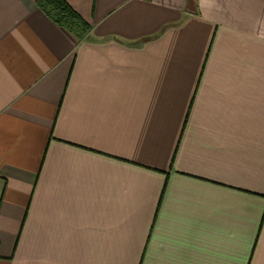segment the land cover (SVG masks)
Returning <instances> with one entry per match:
<instances>
[{"label":"crops","instance_id":"crops-1","mask_svg":"<svg viewBox=\"0 0 264 264\" xmlns=\"http://www.w3.org/2000/svg\"><path fill=\"white\" fill-rule=\"evenodd\" d=\"M0 0V264H264V0Z\"/></svg>","mask_w":264,"mask_h":264},{"label":"trees","instance_id":"trees-1","mask_svg":"<svg viewBox=\"0 0 264 264\" xmlns=\"http://www.w3.org/2000/svg\"><path fill=\"white\" fill-rule=\"evenodd\" d=\"M36 7L56 26L83 41L91 31L90 25L64 0H34Z\"/></svg>","mask_w":264,"mask_h":264}]
</instances>
